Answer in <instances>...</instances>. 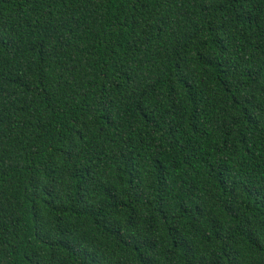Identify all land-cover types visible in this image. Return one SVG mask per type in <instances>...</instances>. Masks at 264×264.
Listing matches in <instances>:
<instances>
[{
    "label": "trees",
    "instance_id": "16d2710c",
    "mask_svg": "<svg viewBox=\"0 0 264 264\" xmlns=\"http://www.w3.org/2000/svg\"><path fill=\"white\" fill-rule=\"evenodd\" d=\"M0 264H264V0H0Z\"/></svg>",
    "mask_w": 264,
    "mask_h": 264
}]
</instances>
